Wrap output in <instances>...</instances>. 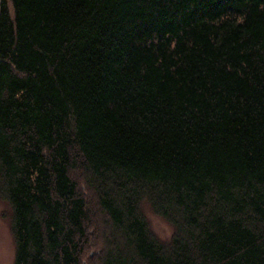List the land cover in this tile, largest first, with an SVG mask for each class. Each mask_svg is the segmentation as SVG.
I'll use <instances>...</instances> for the list:
<instances>
[{"label":"trees","instance_id":"1","mask_svg":"<svg viewBox=\"0 0 264 264\" xmlns=\"http://www.w3.org/2000/svg\"><path fill=\"white\" fill-rule=\"evenodd\" d=\"M0 202L14 264H264V0H0Z\"/></svg>","mask_w":264,"mask_h":264},{"label":"rangeland","instance_id":"2","mask_svg":"<svg viewBox=\"0 0 264 264\" xmlns=\"http://www.w3.org/2000/svg\"><path fill=\"white\" fill-rule=\"evenodd\" d=\"M5 203L0 202V264H14L15 243L12 237L9 220L4 216L7 211ZM150 227L160 238H168L172 233V227L161 217L145 208ZM95 264V263H94Z\"/></svg>","mask_w":264,"mask_h":264}]
</instances>
